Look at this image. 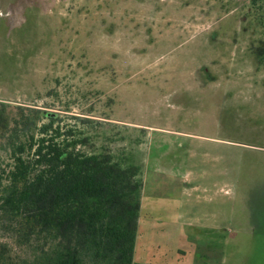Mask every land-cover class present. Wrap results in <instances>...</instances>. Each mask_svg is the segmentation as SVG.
I'll return each instance as SVG.
<instances>
[{"label":"rangeland","instance_id":"obj_1","mask_svg":"<svg viewBox=\"0 0 264 264\" xmlns=\"http://www.w3.org/2000/svg\"><path fill=\"white\" fill-rule=\"evenodd\" d=\"M31 107L141 167L134 263L264 264V0H0V171Z\"/></svg>","mask_w":264,"mask_h":264},{"label":"trees","instance_id":"obj_2","mask_svg":"<svg viewBox=\"0 0 264 264\" xmlns=\"http://www.w3.org/2000/svg\"><path fill=\"white\" fill-rule=\"evenodd\" d=\"M31 109L34 119L9 130L11 164L0 171V231L12 240L0 242V264H140L132 255L141 167L84 150L87 136ZM19 132L25 141L11 140Z\"/></svg>","mask_w":264,"mask_h":264},{"label":"crops","instance_id":"obj_3","mask_svg":"<svg viewBox=\"0 0 264 264\" xmlns=\"http://www.w3.org/2000/svg\"><path fill=\"white\" fill-rule=\"evenodd\" d=\"M141 199V198H140Z\"/></svg>","mask_w":264,"mask_h":264}]
</instances>
